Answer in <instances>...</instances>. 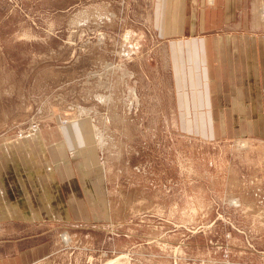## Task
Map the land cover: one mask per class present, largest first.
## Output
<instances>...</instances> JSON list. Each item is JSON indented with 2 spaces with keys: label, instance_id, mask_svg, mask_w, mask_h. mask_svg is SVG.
Segmentation results:
<instances>
[{
  "label": "rangeland",
  "instance_id": "374dc122",
  "mask_svg": "<svg viewBox=\"0 0 264 264\" xmlns=\"http://www.w3.org/2000/svg\"><path fill=\"white\" fill-rule=\"evenodd\" d=\"M153 5L0 0V143L83 121L110 205L4 230L6 257L40 237L53 264H264V118L216 116L215 86L175 70L189 39L158 36Z\"/></svg>",
  "mask_w": 264,
  "mask_h": 264
},
{
  "label": "crops",
  "instance_id": "0c3cea01",
  "mask_svg": "<svg viewBox=\"0 0 264 264\" xmlns=\"http://www.w3.org/2000/svg\"><path fill=\"white\" fill-rule=\"evenodd\" d=\"M152 20L158 36L189 39L175 51L185 58L175 70H192L190 85L215 86L206 95L222 112L216 116L264 118V0H154ZM93 131L76 121L0 143V264H53L58 257L40 237L10 242L6 257L4 230H52L54 222L92 221L93 212L110 208L98 192L102 165Z\"/></svg>",
  "mask_w": 264,
  "mask_h": 264
}]
</instances>
